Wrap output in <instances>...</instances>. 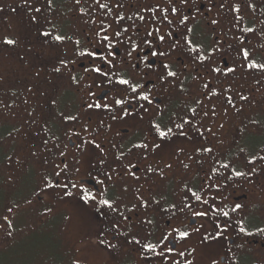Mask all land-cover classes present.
<instances>
[{"label":"flooded vegetation","instance_id":"flooded-vegetation-1","mask_svg":"<svg viewBox=\"0 0 264 264\" xmlns=\"http://www.w3.org/2000/svg\"><path fill=\"white\" fill-rule=\"evenodd\" d=\"M69 3L72 12L49 30L51 38L71 39L52 38L58 44L51 54L58 90L42 105L35 168L30 177L22 176L26 189L19 194L20 211L36 220L28 236L46 241L48 261L71 263L73 251L54 234L60 214L71 211L89 214L79 240L83 244L77 246L82 264L89 255H97L100 264H264V233L256 230L264 228V71L247 68L242 56L246 49L250 60L264 63L261 0H100L106 8L95 0ZM27 5L19 9H34ZM50 7L52 3L47 9H54ZM105 34L108 41L102 39ZM188 40L208 59H195ZM109 44L118 53L115 58L107 56ZM134 44L139 47L128 56ZM150 51L164 55L153 57ZM225 63L235 72L224 75ZM164 64L177 75L168 77ZM94 67L107 75L93 72ZM214 67L222 71L212 72ZM121 78L143 88L133 93L129 85L117 83ZM145 93L151 103L139 99ZM116 99L127 103L116 105ZM95 103L108 107H88ZM68 115L76 119L65 120ZM185 119L189 123L177 128ZM153 124L171 127L172 133L161 139ZM138 144L147 148L134 147ZM223 163L228 169L220 167ZM65 165L60 177H53ZM233 168L246 174L234 176ZM46 177L60 186H46ZM83 178L89 179L94 195L97 189L104 194L87 204L80 200L71 184ZM101 199L113 208L100 205ZM237 203L242 207L231 211ZM194 211L208 215L194 217ZM173 228L190 236L181 239ZM148 243L157 245L155 252L145 248ZM167 247L174 251L168 253Z\"/></svg>","mask_w":264,"mask_h":264},{"label":"rangeland","instance_id":"rangeland-1","mask_svg":"<svg viewBox=\"0 0 264 264\" xmlns=\"http://www.w3.org/2000/svg\"><path fill=\"white\" fill-rule=\"evenodd\" d=\"M69 1H52L50 8L54 7V11H49L48 0H0V129L5 131L0 136L3 156L0 160V225H3L0 227V264H64L48 261L43 248L46 241L28 236L36 220L27 211L21 213L19 194L26 189L23 174L30 177V171L35 168L40 137L37 118L45 102L58 90L51 58L58 44L42 33L49 32L55 22L72 12ZM27 4L34 9H19L20 5ZM37 8L39 12L35 11ZM259 9L264 19V0ZM26 34L31 35V39L28 40ZM9 35L13 36L15 45L3 42ZM40 48L43 52L38 50ZM27 182L29 185L30 181ZM60 215L55 238L63 248L73 251L71 263L67 264H76L77 259L80 261L77 264H82L83 252H79L77 246L83 244L79 240L89 214L69 211ZM5 216L7 221L3 219ZM8 231L12 232L11 236L7 235ZM86 264H100L98 256L89 255Z\"/></svg>","mask_w":264,"mask_h":264},{"label":"snow or ice","instance_id":"snow-or-ice-1","mask_svg":"<svg viewBox=\"0 0 264 264\" xmlns=\"http://www.w3.org/2000/svg\"><path fill=\"white\" fill-rule=\"evenodd\" d=\"M76 2L79 3L80 0H76ZM95 2H96L97 4H99V6H100L101 8H106V7H107L106 4H100V0H95ZM51 3H52V0H48V4H49V6H51ZM181 3H187V0H181ZM237 10H238V9H237ZM35 11L39 12L40 9L37 8V9H35ZM171 11H172L173 13H175V12L177 11V9H176L175 7H172ZM33 19H35V17H33ZM140 19H144V17L141 16ZM213 23H216V21H213ZM102 30H103V31H106V29H102ZM125 31H127V29H125ZM158 31H159V29H157V32H158ZM189 31H191V30L189 29ZM247 31H253V29L248 28ZM42 35L45 36V37H51V36H52V33L48 32V31H44V32L42 33ZM97 35H99V33H98ZM116 35L118 36V35H120V33L117 32ZM148 35L151 36L152 33L149 32ZM52 38H53L55 41H58V42H60V41H64L66 38H67V39H71V37H66L65 35H60V34H57V35H55V36L52 37ZM102 39H103L104 41H108V40H109V36L105 34V35L102 37ZM158 39H159V41L163 42V41L165 40V37H164L163 35H160V36H158ZM3 42H4L5 44H7V45H15V44H16V41H15L14 39H7V38H6ZM145 43H147V44H149V45L151 44L150 41H145ZM76 44L78 45V44H79V41H76ZM187 44H188V46H189V50H190L191 52H196V53H197V56L195 57V59L200 60V61H204V60L208 59V55L203 54V49H202V48H200L199 46H192V43H191L190 40L187 41ZM113 47H114V46L111 45V44L108 45L107 56H112L113 58H115V56H116L118 53L111 51V49H112ZM138 47H139V45H135V44H134L133 47H132V50L129 51V52L127 53L128 56H131V55H132V52H133V51H136V49H137ZM80 54H81V55H88V56L93 57V58H99L102 62L106 60V57H105L104 55H100V56L98 57L96 52H82V53H80ZM150 54H151V56H153V57H156V56H163V55H164L163 52H158V51H150ZM242 56H243L244 60L247 61V65H246L247 68H249V69H257V68H258V69L264 71V63L257 64L255 61L250 60V59H249V52H248V50H246V49L242 50ZM144 59L147 60V56H145ZM60 63H61V64H64L65 67L67 66L66 63H65V61H63V60L60 61ZM109 63H110V61H109ZM147 66H148L149 68H151V67H152V64L149 63ZM163 67H164L165 69H168V71H167V76H168V77H175V76L177 75L176 72L170 70L168 64H164ZM55 71L60 72V68H56ZM86 71H87V69H86ZM92 71L95 72V73L101 74V75H107V73H103V72H102V70H101L100 67H94V68L92 69ZM211 71H212V72H215V73H220V72L222 71V69H221L220 67H214V68L211 69ZM234 72H235V68H234V67L228 66L227 63L224 64V68H223V74H224V75H227V74H229V73H234ZM162 78H163V77H162ZM72 79H73V81H75L76 78L73 76ZM117 83L120 84V85H129V86H130V90H131V92H133V93H138V89L143 88V85L132 84L131 81H130L129 79H123V78H121V79H119V80L117 81ZM204 87L207 88L208 85L205 84ZM139 99H142V100H144V101H147L148 103H151V100L149 99V94H148V93H145V94L139 95ZM242 99H246V97H242ZM229 102H231V101H230V98H229ZM114 103H115L116 105H124L125 103H127V101H126L125 99H116V100L114 101ZM197 103L199 104V103H201V102H200V101H197ZM88 107H89V108H92V107H95V108L105 107V108H107L108 105H107L106 103L103 104V105H101L100 103H95V104H89ZM191 111H192L193 113H195L196 109H191ZM125 114H129V113L127 112V110H125ZM64 119H65V120H75L76 117H75V116H72V115H68V116H65ZM188 123H189V121H188L187 119H185V120L183 121V123H181V124H177L176 127L182 129L183 126H184L185 124H188ZM152 127L155 129V131L158 133V136H159L161 139H164V138L168 137L169 134L172 133V128H171V127H168V126H166V125L164 126V128H161V125H160V124H153ZM181 135H185V133L181 132ZM45 143H47V142L45 141ZM96 147L99 148V145H96ZM134 147H144V148H147V145H146V144H144V145H139V144H138V145H134ZM155 147H159V145H155ZM204 150L207 151V152H211V151H212L211 148H206V149H204ZM241 151H244V149H241ZM61 155H64V153L62 152ZM261 158L264 159V157H261ZM253 159H254V158H253ZM251 162H252V160H249V163H251ZM58 167H59V165H57V168H58ZM131 167L134 168L135 165H131ZM220 167H221V168H224V169H228L229 164H228V163H223V164L220 165ZM66 168H67V165H65V166H64V169H61L60 171H54V172H53V177H57V178L60 177L61 172L64 171ZM77 171H79V170L77 169ZM232 174H233L234 176L241 177V176H244L246 173L243 172V171L237 170L236 168H233V169H232ZM133 175H135V174L133 173ZM45 179H46V186H48V187H57V186H60L58 181L53 182L50 178H47V177H46ZM92 179H95V177H93ZM95 182H96L97 184H102V183H103V181L98 180V179H95ZM88 183H89V179H88V178H83V179H81V180H79V181H77V182H73V183L71 184V187H72V188L77 189V193H76V194L78 195V198H79L80 200H82V201H83L84 203H86V204H87L89 201H95L96 198H97V195H103V194H104V193L100 192L99 189H97V195H94V194H93V191H92V188H90V187L87 186ZM63 187H64V188H67L68 185L65 184V185H63ZM189 191L191 192V195H192L193 197H195V199H196L197 201H200V200H201L200 195H198V193H197L196 191H192L191 188H189ZM73 194H74V193H72V192H67V191L65 192V195H68V196H71V195H73ZM203 203H207V201H203ZM99 204H100V205H103V206H105V207H107V208H109V209L113 208L112 203H111L108 199H101V200H99ZM173 207H175V205H173ZM186 207H190V205H186ZM241 207H242V206H241L240 204L237 203V204H235V206L231 209V211L235 212V211H237L238 209H240ZM181 210H182V209H181ZM9 211H11V209H9ZM192 214H193L194 217H195V216L205 217V216L208 215V212H207V211H194ZM222 214H223L225 217H227V216L229 215V212H228V211H224ZM3 219L6 220V221L8 220V218H7L6 216L3 217ZM9 226H11V222H10V221H9ZM0 227H3V225H0ZM194 230H195V231H199V228H196V229H194ZM224 230H226V228H225V229H222L221 231H224ZM256 230H257L258 232L264 233V228H257ZM240 231H241V232H245L246 229L243 228V227H241ZM172 232L178 233V234H179V237H180L181 239H186V238H188V237L190 236L189 231H186V230H185V231H182V230L179 229V228H173V229H172ZM249 234H250V233H249ZM7 235L11 236V235H12V232H11V231H8V232H7ZM171 235H172L171 232L168 233V234H166V235H164V236L162 237V241H161V243H163L164 241H168L169 236H171ZM173 239H175V237H173ZM136 242L139 243L138 240H137ZM156 247H157V245H156V244H152V243H148V244L145 245V248H146L147 250H150V251H153V252H155ZM166 251H167L168 253H171V252L174 251V248H173V247H167V248H166ZM158 255H164V253L161 252V253H158ZM179 255L183 256L184 253L181 252V253H179ZM174 264H179V262H178V261H174ZM188 264H192V262L189 261Z\"/></svg>","mask_w":264,"mask_h":264},{"label":"trees","instance_id":"trees-1","mask_svg":"<svg viewBox=\"0 0 264 264\" xmlns=\"http://www.w3.org/2000/svg\"><path fill=\"white\" fill-rule=\"evenodd\" d=\"M5 133L4 129H0V136H3ZM3 158L2 151L0 150V160Z\"/></svg>","mask_w":264,"mask_h":264}]
</instances>
